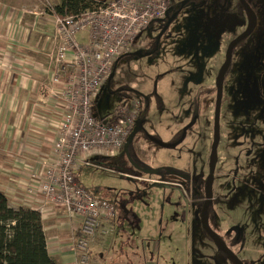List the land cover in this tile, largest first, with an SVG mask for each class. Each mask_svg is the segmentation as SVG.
Returning <instances> with one entry per match:
<instances>
[{"label": "rangeland", "instance_id": "374dc122", "mask_svg": "<svg viewBox=\"0 0 264 264\" xmlns=\"http://www.w3.org/2000/svg\"><path fill=\"white\" fill-rule=\"evenodd\" d=\"M171 1L178 9L173 21L154 23L139 35L138 48L115 64L110 89L93 104L94 117L104 119L122 99L141 98L147 119L141 133L121 159L83 167L77 180L94 198H111L118 225L131 233H144L146 215L182 231L184 241L175 237L176 256L167 264H228L201 230L197 203L205 191L214 131L216 95L210 90L226 56L225 40L230 43L243 28L225 3ZM42 3L44 7L47 0ZM262 24L235 47L229 62L211 190L218 201V226L223 232L237 227L245 233L231 248L243 264H264V100L259 98L264 94V20ZM141 169L156 173L146 176ZM140 177L165 178L167 184L142 183ZM214 235L223 240L218 232Z\"/></svg>", "mask_w": 264, "mask_h": 264}, {"label": "crops", "instance_id": "0c3cea01", "mask_svg": "<svg viewBox=\"0 0 264 264\" xmlns=\"http://www.w3.org/2000/svg\"><path fill=\"white\" fill-rule=\"evenodd\" d=\"M42 2L0 0V192L12 209L39 210L48 255L56 264H76V219L66 209L46 203L29 177L53 158L57 127L65 109L62 93L69 74L67 63L71 61L70 55L63 62L57 61L56 17L45 10L59 0H47L44 7ZM87 40V33L76 35L79 43ZM112 76L113 72L106 88L110 89ZM112 159L116 158L103 163ZM146 216L148 226L139 236L120 227L115 217L113 233L98 235L91 243L88 264L171 261L177 252L172 244L176 236L181 235L178 240L184 241L183 232Z\"/></svg>", "mask_w": 264, "mask_h": 264}, {"label": "built area", "instance_id": "2783aa9c", "mask_svg": "<svg viewBox=\"0 0 264 264\" xmlns=\"http://www.w3.org/2000/svg\"><path fill=\"white\" fill-rule=\"evenodd\" d=\"M170 0H111L80 16L56 17L59 44L57 61L70 55L69 74L62 93L64 113L58 123L53 158L29 177L36 193L51 205L62 207L76 219V264L89 262L96 236L113 233V203L94 198L79 184L83 167H101L97 159L116 158L138 121V97L122 99L111 116L97 119L93 102L107 87L115 64L138 48L139 35L167 17ZM87 33L85 43L76 41Z\"/></svg>", "mask_w": 264, "mask_h": 264}, {"label": "trees", "instance_id": "16d2710c", "mask_svg": "<svg viewBox=\"0 0 264 264\" xmlns=\"http://www.w3.org/2000/svg\"><path fill=\"white\" fill-rule=\"evenodd\" d=\"M103 2L100 0H59V4L45 10L59 19H64L92 11ZM169 20H172V17L167 15L164 21L168 23ZM105 160L107 159L96 161L103 163ZM0 264H56L47 252L40 211L22 206L12 209L1 192Z\"/></svg>", "mask_w": 264, "mask_h": 264}, {"label": "flooded vegetation", "instance_id": "af4514ba", "mask_svg": "<svg viewBox=\"0 0 264 264\" xmlns=\"http://www.w3.org/2000/svg\"><path fill=\"white\" fill-rule=\"evenodd\" d=\"M203 1H206V0H203ZM170 3H171L170 4V9L168 11L169 14H167V15H168V17H172V20H170V23H171L173 21V16L175 14H177L176 12H178V9L175 8V6H174V4L172 3L171 0H170ZM223 3H225L224 5L227 6V12L230 15H232L235 19L240 20V23L242 24V28H243L242 29V32L239 35H237L234 39H236L238 36H240L245 31H247L249 29V27L252 25V23L254 22L253 30L249 34H247L244 37H242L241 39H239L238 42H237V44L235 45V47H236L242 41H244L246 39V37H249L254 32L255 28L259 25V23H261V24L263 23V20H264V13H263L264 12V0H215V6L220 7ZM249 13H250V15H249ZM258 17H261L262 20L259 21V18ZM154 23H160L162 25H169L170 24V23H167L164 20L158 21V22H154ZM154 23H152V24H154ZM152 24L150 25V27L152 26ZM234 39H232V41ZM224 40L225 39H223V40H221L219 42V46L222 44V42L224 43ZM225 41L227 43L226 52H225V54H226L227 53L228 46H229V44L232 41H230V43H229V39L228 40H225ZM235 47L233 48V50L235 49ZM233 50H232V53H233ZM223 63H222V65H223ZM228 70H229V64H228V68H227L226 74L228 73ZM226 74H225V77H226ZM218 79H219V74H218ZM218 79L217 78L215 79L214 86L210 90V94L211 95H212V93L214 95H216V88H217V85H218ZM211 91H212V93H211ZM259 98L264 100V94L262 92L260 93ZM139 99L142 100L141 98H139ZM221 102H222V100H221ZM141 104H142L141 113H140V115L138 117V121L136 122V125L134 126V129L137 128V130H138V132L135 135H137L139 132L141 133V129H143V126L145 125V122H146V119H145V108H144L145 106H144V104H143L142 101H141ZM134 137H133V139H134ZM133 139L131 141H133ZM130 143L131 142L128 143L127 147L130 145ZM124 148L125 147H123L121 153L116 158L121 159L124 156V154H123V152L125 150ZM125 151H127V148H126ZM133 162L135 163V161H133ZM131 165H132V163H131ZM136 165L139 166V164L137 162L135 163V168L137 167ZM139 171L141 172V171H143V169H141ZM150 180L151 179L142 180V181L148 182L149 184L152 183V182L153 183H156V184H160V185H166L167 184V182L165 181L166 179L165 178H161V177H159V180H156V181H152V180L150 181ZM206 180H207V178H206ZM205 184H206V181H205ZM169 185H172V183H169ZM173 185H175V184H173ZM204 190H205V187H204ZM199 200L200 201L202 200V201L199 202V203H197L198 206H199V212H198V216H197V219L199 221L198 223H200V228L203 231V233L206 235V237L215 245V243L213 242V240L204 231V229L202 227V223H201V219H202L201 218V211H202L203 204L205 202V191H204L203 197L201 199H199ZM191 201L192 202L194 201L193 197H192ZM194 202L196 203V201H194ZM217 202H218L217 199H213L212 198V195H211V199H210V201H209V203L207 205L206 211H205V221L207 223V226H208L209 230L212 232L213 236L217 240H219L225 246L226 250H228L229 252H231V254L234 257H236V259L241 264H243L242 261L238 258V256L231 250V248L234 247V246L236 247L237 246V243L243 241V238L245 237V233H244V231L242 232V230L240 228H237V227H234V228L230 229L229 231H228V229H226V231L223 232V230L216 223L217 219H214L215 210L217 209ZM209 207L212 208V209H211L210 213L208 214ZM183 217H184V215H183ZM231 230H232V234L230 235L229 233H230ZM216 232H218L219 234H221V236L223 237V240L218 239L214 235ZM216 248H217V251H218L219 254H221L223 257H227L228 258L227 259L228 264H229V260H231L233 262V264H234V262L236 264H238L235 260L232 259V257L229 254H227L226 252L222 251L217 246H216Z\"/></svg>", "mask_w": 264, "mask_h": 264}, {"label": "water", "instance_id": "95a60500", "mask_svg": "<svg viewBox=\"0 0 264 264\" xmlns=\"http://www.w3.org/2000/svg\"><path fill=\"white\" fill-rule=\"evenodd\" d=\"M168 23H170V20L168 21ZM253 26H254V22L252 23V25L249 27V29L247 31H245L243 34L238 36L236 39H234L229 44L224 63L220 69L218 85L216 88V100H215L214 118H213V120H214V131H213V138H212V144H211L210 155H209V171H208V177H207L206 184H205V202L203 204L202 211H201V218H202L201 223H202V227H203L204 231L213 240V242L215 243V245L219 249H221L222 251L229 254L232 257V259L235 260L238 264H241V263L236 259V257H234L231 254V252L226 250L225 246L219 240H217L213 236L212 232L209 230L207 223L205 221V211H206L207 205L211 199L212 182H213V175H214V169H215V164H216V149H217V143L219 140V117H220V108H221V100H222L223 81L225 78V74L227 72L228 64H229L230 59H231L233 48L235 47V45L237 44L239 39H241L245 35L249 34L253 30ZM137 132H138L137 128L131 132V134L129 135L127 142L125 144V148H124L125 150L127 148L128 143L131 142V140L133 139V137L135 136V134ZM143 172L147 175H152V174L156 173V171H148V170L143 171ZM142 183H144V182H142Z\"/></svg>", "mask_w": 264, "mask_h": 264}, {"label": "bare ground", "instance_id": "6f19581e", "mask_svg": "<svg viewBox=\"0 0 264 264\" xmlns=\"http://www.w3.org/2000/svg\"><path fill=\"white\" fill-rule=\"evenodd\" d=\"M249 15H250V13H249ZM234 264H236V263L234 262Z\"/></svg>", "mask_w": 264, "mask_h": 264}]
</instances>
